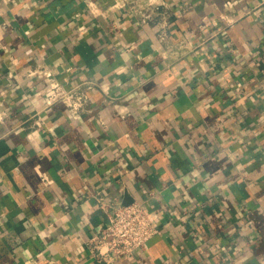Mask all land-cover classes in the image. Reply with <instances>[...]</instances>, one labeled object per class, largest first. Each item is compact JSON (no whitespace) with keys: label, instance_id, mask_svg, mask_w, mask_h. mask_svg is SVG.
<instances>
[{"label":"crops","instance_id":"0c3cea01","mask_svg":"<svg viewBox=\"0 0 264 264\" xmlns=\"http://www.w3.org/2000/svg\"><path fill=\"white\" fill-rule=\"evenodd\" d=\"M99 199L158 232L104 260ZM0 264H264V0H0Z\"/></svg>","mask_w":264,"mask_h":264},{"label":"built area","instance_id":"2783aa9c","mask_svg":"<svg viewBox=\"0 0 264 264\" xmlns=\"http://www.w3.org/2000/svg\"><path fill=\"white\" fill-rule=\"evenodd\" d=\"M151 19L152 15L149 12L142 13L143 22H148ZM158 23L159 21L156 22V24ZM166 35L167 29L162 23L158 27L157 39L163 41ZM30 73L37 75L44 82L43 94L47 107L59 102L72 119H77L80 116L88 100L87 91L91 88L90 83L65 89L51 69L42 68L39 71H30ZM39 176L42 181L48 182L43 173H39ZM99 203L106 210L108 208V222L94 239L97 242L99 255L106 261L119 256H134L135 250L142 247L158 232L139 202L114 204L110 208L101 199H99Z\"/></svg>","mask_w":264,"mask_h":264}]
</instances>
